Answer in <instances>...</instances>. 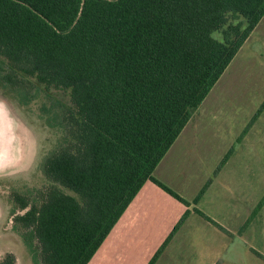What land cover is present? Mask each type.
Wrapping results in <instances>:
<instances>
[{
    "label": "trees",
    "instance_id": "trees-1",
    "mask_svg": "<svg viewBox=\"0 0 264 264\" xmlns=\"http://www.w3.org/2000/svg\"><path fill=\"white\" fill-rule=\"evenodd\" d=\"M263 15L264 0H0V88L22 104L51 89L71 103L42 163L45 189L13 195L12 228L34 264H87L148 180L186 209L146 264L191 211L224 230L190 208L211 178L189 201L153 171ZM263 110L264 99L236 141ZM263 205L264 194L240 229Z\"/></svg>",
    "mask_w": 264,
    "mask_h": 264
},
{
    "label": "rangeland",
    "instance_id": "rangeland-1",
    "mask_svg": "<svg viewBox=\"0 0 264 264\" xmlns=\"http://www.w3.org/2000/svg\"><path fill=\"white\" fill-rule=\"evenodd\" d=\"M213 35L220 38L219 32ZM250 37L205 100L192 112L193 118L198 119L195 124L198 123L199 131L212 134L214 127L224 135L226 142L222 141L218 151L210 149V156L203 157L202 168H196L200 162L191 160L194 155L190 150L191 141L185 140L190 129L188 126L181 134L182 140L176 144L177 151L172 150L163 161L173 174L179 171V179L183 180L172 179L179 184L178 189L172 188L185 198L195 195L199 183L211 177L213 184L197 207L216 220V215L221 214L224 222L226 220L232 227L240 224L241 217L249 214L264 194V110L241 142L235 144L232 156L217 177L212 173L225 144L231 138L235 142L264 98V20ZM1 100L8 117L10 152L7 161L0 166V257L11 252L17 264H34L21 236L12 228L13 195L20 193L32 197L45 189L47 180L42 163L61 141L57 115L63 106L71 103L67 91L56 89H51L49 96L37 92L29 103L22 104L16 96L0 88ZM208 105L210 110H206ZM213 118L215 123H211ZM209 140L215 143L214 138ZM214 151L218 153L213 154ZM216 180H227L229 186L224 188L223 182L221 186ZM158 206L162 207L160 203ZM22 212L17 210V213ZM214 229L202 217L193 214L177 238L178 243L161 253L155 264H264V259L251 250L255 249L264 256V206L241 234H238L241 229L238 231L235 227L227 236ZM205 230L216 236L215 244L202 241V237L208 235ZM146 231L141 236H131L124 227L122 233L119 231L113 236V247L105 249L104 245L102 253H98L89 264H146L163 240L158 228Z\"/></svg>",
    "mask_w": 264,
    "mask_h": 264
},
{
    "label": "crops",
    "instance_id": "crops-1",
    "mask_svg": "<svg viewBox=\"0 0 264 264\" xmlns=\"http://www.w3.org/2000/svg\"><path fill=\"white\" fill-rule=\"evenodd\" d=\"M263 20H264V15L259 20V22L256 24L255 28L258 27L259 24L261 22H263ZM250 38L251 37L249 35L247 37V39L244 41V43L247 40H250ZM244 43L242 44V46L244 45ZM220 77H219V79H220ZM218 80L216 81V83L218 82ZM215 84H214V86H215ZM211 90L209 91V93L211 92ZM208 94H207V96H208ZM205 98H204V100H205ZM210 103H211V99H210V101H209L208 104L210 105ZM209 105L207 106L206 110L207 109L210 110ZM203 111H205V110H203ZM198 115H200V114H198ZM213 117H215V115H213ZM197 120H195V117L193 118V116L191 115L189 121L184 126V128H187L188 126H190V127H188L190 129H189V132H188L187 136L185 137V140L191 141L192 147H191L190 150H192L193 153H194V155L191 156V160L192 159L193 160H196L197 159V162L198 161L200 162V164L197 163V165L195 167L196 168H202L201 165L203 164V157H207V155H209L208 154V151L210 149L213 150L214 148H216L217 151L220 150V144L222 143V141L223 142H226V141L223 140V136L224 135L222 133H219V131H217L214 127H213V130H212L213 131L212 134H210L209 132H206L207 133L206 134L204 131H199L198 123L195 124V122ZM215 121H216V119L213 118L212 121H211V123L212 122L215 123ZM184 128L182 129V131L180 132V134L178 135V137L176 138V140L172 143V145L170 146V148L168 149V151L166 152V154L164 155V157L160 160V162L157 164V166L155 167V169L153 171V175L158 180H160L161 182H163L164 184H166L167 186H169L170 188L175 187L176 189H178L177 187L179 185V184L174 183L172 179H176V180H183V179H179L180 176H179V171L178 170H176V174H173L170 171V168H169L168 164L167 163L166 164L163 163V161H164L165 156H167V154H169L172 150L177 151L178 147H177L176 144L180 140H182L181 139V137H182L181 134H182ZM211 137L215 139V143H211V141L209 140V139H211ZM206 140H208V142H206ZM231 140H232V138H231ZM231 140L229 141V143H226L225 146L223 147L224 150L222 152V156H221L220 160L225 155V153L228 151V149L233 146V151H232L231 155L229 156V158H230L232 156L233 152H234L235 144L241 142V140L240 141H236V139H235V142H232ZM214 145H215V147H214ZM212 153L215 154V153H218V152L214 151ZM229 158L226 160V162L221 166V168L215 174H214V170L215 169L213 170V172H212L213 173V176L217 177L219 171L229 161ZM220 160H219V162H220ZM161 164H163V165H161ZM208 169L209 168H206L207 171H208ZM158 171H159V173H158ZM173 172L175 173V170L174 169H173ZM180 173L182 174V169L180 170ZM209 178H211V177H207V178H205V180H202V182L199 183V187H198L197 192L199 191V189L204 185V183ZM216 181L221 186H222V182H223L224 188H227L229 186V185H227V180H216ZM212 184H213V179L211 178L210 184L208 185V187L206 188L205 192L203 193V195L199 199L198 203L195 204V205H190V208L191 209L193 207L198 208L204 214H206L208 217H210L213 221H215L218 225H220L224 230L220 229L215 224L207 221L206 219H204L202 216H200L199 214L195 213L194 211H191L190 214L187 216V218L184 220V222L181 224V226L178 228V230L175 232V234L172 236V238L170 239V241L168 242V244L165 246L162 254L169 248L170 245H172V247H173V246H175L178 243V242H176L177 241V238L182 235L185 226H187V224L189 222V219L191 218V216L193 214H197L198 216L202 217L203 220L206 222V224L208 226L209 225L214 226L215 227L214 230H217L218 232H220L223 235L227 236L228 235L227 233H230V235L232 234L234 227L239 231V229L242 227V225L244 224V222L247 220V218L250 215L251 211L253 210V208L255 207V205L257 204V202L260 199L259 198L257 200V202L255 203V205L253 206V208L251 209V211H250L249 214L241 217L240 224L238 226H233L232 227V226H230L226 222V220L224 222L221 214L216 215L218 217V220H216V219L212 218L211 216H209L207 213H205L202 209H200L199 207H197V205L199 204V202L201 201V199L206 195L207 191L209 190V188L211 187ZM172 189L174 191H176L174 188H172ZM197 192H196V194H197ZM177 193L179 195H181L179 192H177ZM195 195L191 196V198H185L182 195L181 196L183 198L187 199V200L188 199L192 200L195 197ZM159 203L162 205L161 208L158 206ZM167 208H168V210H167ZM185 209H186V207H185L184 204H182L181 202H179L178 200H176L174 197H172L171 195H169L168 193H166L164 190H162L160 187H158L155 183H153L150 180L146 181L142 185V187L140 188V190L138 191V193L135 195V197L132 199V201L130 202V204L126 208V210L122 213V215L120 216V218L118 219V221L116 222V224L114 225V227L112 228V230L110 231V233L104 239V241L100 245V247L97 250V252L92 256V258L90 259V261L87 264H89L92 261V259L97 256L98 253H102V251H103L102 249H104L103 248L104 245H105V249H108L110 247H113V244H114V240L112 239L113 236L117 235L119 233V231L122 233V231L124 230V227H126V229L128 230L127 235H131V236H141L142 233H147L146 230H152L154 227H156L160 231V234L162 235L163 240H164L165 237L171 231V229L174 227V225L176 224V222L179 220V218L181 217V215L183 214V212H184ZM233 214H234V211H233ZM230 217H231V215H230ZM250 223L245 228L241 229L238 234H241V232L244 231L250 225ZM124 233L126 234V232H124ZM211 237H213V238H211ZM214 237H216V236L215 235H212L211 233H208L207 236H203L202 237V241L210 242V243L215 244ZM163 240H162V242H163ZM200 241H201V238H200ZM120 248H121V250L123 249V247H121V246H120ZM121 250H118V251H121Z\"/></svg>",
    "mask_w": 264,
    "mask_h": 264
},
{
    "label": "water",
    "instance_id": "water-1",
    "mask_svg": "<svg viewBox=\"0 0 264 264\" xmlns=\"http://www.w3.org/2000/svg\"><path fill=\"white\" fill-rule=\"evenodd\" d=\"M10 152V134L8 130V122L5 120L3 125V134L0 136V166H2L9 158Z\"/></svg>",
    "mask_w": 264,
    "mask_h": 264
},
{
    "label": "flooded vegetation",
    "instance_id": "flooded-vegetation-1",
    "mask_svg": "<svg viewBox=\"0 0 264 264\" xmlns=\"http://www.w3.org/2000/svg\"><path fill=\"white\" fill-rule=\"evenodd\" d=\"M0 105H2L3 106V104L0 102ZM2 108V107H1ZM0 116H2V114H1V109H0ZM0 128H3V125H2V127H1V125H0ZM3 134V133H2ZM2 134H0V136H2ZM1 169V168H0Z\"/></svg>",
    "mask_w": 264,
    "mask_h": 264
},
{
    "label": "clouds",
    "instance_id": "clouds-1",
    "mask_svg": "<svg viewBox=\"0 0 264 264\" xmlns=\"http://www.w3.org/2000/svg\"><path fill=\"white\" fill-rule=\"evenodd\" d=\"M0 107H2V105H0ZM0 171H2V169H0Z\"/></svg>",
    "mask_w": 264,
    "mask_h": 264
}]
</instances>
